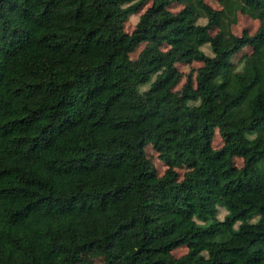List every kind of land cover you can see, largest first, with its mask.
Masks as SVG:
<instances>
[{
    "label": "trees",
    "instance_id": "trees-1",
    "mask_svg": "<svg viewBox=\"0 0 264 264\" xmlns=\"http://www.w3.org/2000/svg\"><path fill=\"white\" fill-rule=\"evenodd\" d=\"M218 2L0 0V264H264V0Z\"/></svg>",
    "mask_w": 264,
    "mask_h": 264
},
{
    "label": "rangeland",
    "instance_id": "rangeland-1",
    "mask_svg": "<svg viewBox=\"0 0 264 264\" xmlns=\"http://www.w3.org/2000/svg\"><path fill=\"white\" fill-rule=\"evenodd\" d=\"M209 6H211L212 8L216 9V10H221V6L218 2V0H204ZM150 4L144 5L143 7H141V9L131 15L128 20L125 22L124 24V29L126 32L131 33L135 27V24L138 21V18L141 14H143V12H145V10L148 8ZM182 8V6L173 4L172 6L169 7V10L172 12H177ZM200 24H204L205 21L203 19H201L199 21ZM259 27V21L251 18L248 15H244L241 13H237V19L234 23L231 24L230 28H231V32L237 36H240L242 34L243 31H247L249 34H253L256 32V30ZM219 29L215 28L211 31V35L214 36L216 34L219 33ZM143 48V45L140 46V48H138L136 50V52H134L131 57L135 58L137 56V54L141 51V49ZM203 50L205 51V53L210 54L209 48L208 46L203 47ZM251 51L250 47H244L239 53H237L233 58H232V63H231V67L234 70H240L242 67V62H241V57L245 54H249ZM201 66V63H197V62H193L192 64H177L176 67L179 70V72L183 75V79L185 80V77L190 74L193 73V75H195V71L197 68H199ZM183 80V81H184ZM182 83L178 86V89L181 87ZM222 146V140L221 137L218 133V131H215L214 134V138H213V148L214 149H219ZM145 152H146V156L147 158L155 165L158 173L160 175H162L166 169V166L164 164H162L159 159H158V153L153 149V147L150 144H147L145 147ZM243 166V161L241 158H234V171L235 173H237L241 167ZM177 172L180 175V178L182 177V175L184 174V172L186 170H188L187 166H184L182 168H176ZM226 212L223 208H218V212H217V218L219 220H222L225 216ZM188 251V248L186 246H182L179 247L177 249H175L172 254L174 255L175 258H180L181 256L185 255ZM81 264H103V258L102 256L97 252V251H87L85 254H83L82 259H81ZM115 264H124L123 260H118Z\"/></svg>",
    "mask_w": 264,
    "mask_h": 264
}]
</instances>
